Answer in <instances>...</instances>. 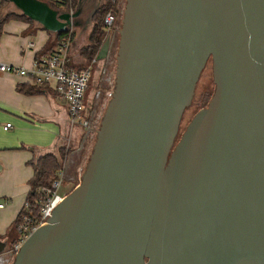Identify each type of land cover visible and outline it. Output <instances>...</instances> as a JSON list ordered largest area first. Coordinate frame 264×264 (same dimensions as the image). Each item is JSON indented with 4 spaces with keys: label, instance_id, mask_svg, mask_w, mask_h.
I'll use <instances>...</instances> for the list:
<instances>
[{
    "label": "water",
    "instance_id": "water-1",
    "mask_svg": "<svg viewBox=\"0 0 264 264\" xmlns=\"http://www.w3.org/2000/svg\"><path fill=\"white\" fill-rule=\"evenodd\" d=\"M8 1L47 32L73 27ZM208 62L214 92L179 136ZM50 214L12 264H264V0H125L113 92Z\"/></svg>",
    "mask_w": 264,
    "mask_h": 264
},
{
    "label": "crops",
    "instance_id": "crops-1",
    "mask_svg": "<svg viewBox=\"0 0 264 264\" xmlns=\"http://www.w3.org/2000/svg\"><path fill=\"white\" fill-rule=\"evenodd\" d=\"M80 1L79 10L73 12L76 16L72 19V65L78 69L90 65L92 68L93 64L87 65L86 60L78 55V49L88 44L91 28L89 18L86 21L91 15L82 13ZM5 9L0 11V20L11 12ZM78 30H84L85 36L75 47ZM57 43L49 32L35 24L9 20L0 28V64L28 70L36 57L47 53ZM19 86L32 85L25 77L0 71V188H4L0 190V197L6 201L0 208V236L8 239L15 237L13 222L25 204L28 182L33 176L28 161L34 155L53 152L63 127L69 125L66 106L56 95H51L48 89H43L40 94L27 95L18 91ZM50 88L53 90V86ZM7 124L10 127L4 130ZM59 177L62 179L63 170Z\"/></svg>",
    "mask_w": 264,
    "mask_h": 264
},
{
    "label": "built area",
    "instance_id": "built-area-1",
    "mask_svg": "<svg viewBox=\"0 0 264 264\" xmlns=\"http://www.w3.org/2000/svg\"><path fill=\"white\" fill-rule=\"evenodd\" d=\"M114 1L115 0H111ZM103 25L106 34L117 30V17L115 13L108 12L103 17ZM73 27L69 32H73ZM72 40L70 35L58 42L55 47L47 53L35 58L32 68L26 70L9 65L0 64V71L14 73L27 78L33 86H53L56 96L65 104L66 113L71 126L88 128L90 121L85 115V92L91 79V65L78 69L72 65L71 48ZM95 60L92 62L94 64ZM10 124L4 126L7 130ZM62 184L59 177L50 188H42V198L37 201L39 218L31 219L28 212L25 213L21 222L17 224L16 232L18 240L11 248L12 258L19 251L24 241L37 227L46 224L51 217L50 212L63 200L65 194L58 193ZM3 205H0V208ZM27 208V205H24Z\"/></svg>",
    "mask_w": 264,
    "mask_h": 264
},
{
    "label": "rangeland",
    "instance_id": "rangeland-1",
    "mask_svg": "<svg viewBox=\"0 0 264 264\" xmlns=\"http://www.w3.org/2000/svg\"><path fill=\"white\" fill-rule=\"evenodd\" d=\"M116 17L119 19L120 24L117 26V30L120 29L122 12L124 9L125 0H115ZM7 11H14L13 5H6L3 7ZM2 10V9H1ZM78 38L75 47L78 43L84 39V30H78ZM112 33V32H111ZM118 35L116 33V39L112 45L109 60L107 65H103V62H95L91 68V80L85 93V115L90 121L88 128L81 126L65 125L61 132V138L58 142L56 149L61 146L64 147L67 153V159L63 163V177L62 184L58 193L68 195L80 182V175L84 169V166L90 155L92 145L94 143V134L99 126L104 109L110 100L111 94L114 89L115 80V57L117 51ZM81 46V45H80ZM75 49V48H74ZM78 49V55L79 50ZM79 57H81L79 55ZM82 58V57H81ZM87 65H90L87 63ZM86 65V66H87ZM214 92V85L212 82V73L210 64H207L199 81L197 82L194 97L190 107L184 112L180 128L179 136L184 131L186 125L192 119V117L208 102L210 96ZM178 136V138H179ZM69 181V182H68ZM4 188H0L3 190ZM1 205H5L6 201L0 197ZM9 264H12L11 262Z\"/></svg>",
    "mask_w": 264,
    "mask_h": 264
},
{
    "label": "trees",
    "instance_id": "trees-1",
    "mask_svg": "<svg viewBox=\"0 0 264 264\" xmlns=\"http://www.w3.org/2000/svg\"><path fill=\"white\" fill-rule=\"evenodd\" d=\"M40 1L45 2L52 10L58 11L60 13L74 12L78 6V0H40ZM6 3H7V0H0V11L1 9H3ZM115 6H116V2L114 1L102 0V3L99 5V7L95 10V12L91 16V21H90L91 28L87 36L88 44L79 50V55L82 58H84L88 64H92V62L95 60L96 55L99 52L105 40V37H106V30L103 25V17L106 13L110 11L113 13H116ZM9 20H22L27 23H30L31 25L35 24L44 30V28H42L38 23L30 19L29 17L21 14L16 9L14 11L6 13V15L0 20V28L3 25V23ZM50 34L55 38L56 42H60L66 39L69 35L71 39H73V36H74V34L70 33L67 28L64 31H60L57 33H50ZM207 64H210V62H208ZM210 69H211V65H210ZM203 71L201 72L200 76L202 75ZM17 89L19 92L27 94V95L40 94V93H43V89H48L49 92H51L50 93L51 95L52 93L56 95L55 91L52 90L50 86H33V85L32 86H19ZM192 102H193V99H192ZM208 102L202 108L206 107ZM188 108H186L185 111ZM96 131H95V134H96ZM95 134H94V141H95ZM177 140H178V137L176 141ZM67 153L68 152L65 150L64 147L59 146L56 149V151H53V152L48 151L40 155L38 154L37 156L34 155V157H32L30 161H28L27 165L33 171V176L28 182L29 190L26 195L25 204H24V205H27L28 207L25 208V206H23V208L20 210L19 214L17 215L16 219L13 222V231L15 233V237H13L12 243H15L18 240L16 227H17V224L21 222V218L25 213L28 212L29 216L33 220L34 219L36 220L39 218V208L37 205V201L42 198L40 194V190L42 188H50L52 183L59 178V174L62 171L63 163L67 159Z\"/></svg>",
    "mask_w": 264,
    "mask_h": 264
},
{
    "label": "flooded vegetation",
    "instance_id": "flooded-vegetation-1",
    "mask_svg": "<svg viewBox=\"0 0 264 264\" xmlns=\"http://www.w3.org/2000/svg\"><path fill=\"white\" fill-rule=\"evenodd\" d=\"M101 3L102 2L100 0H88V1L82 0V1H80V5L82 6V8H81L82 13H88L92 16V14L95 12V10L99 7V4H101ZM83 7L85 9H83ZM71 13H73V12H71ZM91 16L87 17L86 21L88 20V18H89V21H91ZM118 24H120L119 19H117V26H118ZM118 30H114L110 34H106V37H109V39H110V43H109V49H108L107 56L104 60H102L103 65H107V63H108L111 48L115 42L116 33L118 35ZM13 244L14 243H12V239H8V238H5L3 236H0V264H9L10 262L11 263L13 262L12 253H11V251H12L11 248H12Z\"/></svg>",
    "mask_w": 264,
    "mask_h": 264
}]
</instances>
